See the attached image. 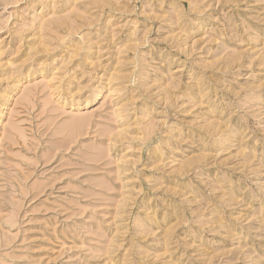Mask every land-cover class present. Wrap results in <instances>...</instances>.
<instances>
[{
  "label": "rangeland",
  "instance_id": "rangeland-1",
  "mask_svg": "<svg viewBox=\"0 0 264 264\" xmlns=\"http://www.w3.org/2000/svg\"><path fill=\"white\" fill-rule=\"evenodd\" d=\"M0 264H264V0H0Z\"/></svg>",
  "mask_w": 264,
  "mask_h": 264
}]
</instances>
